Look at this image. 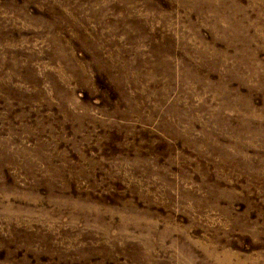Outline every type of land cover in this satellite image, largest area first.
I'll return each instance as SVG.
<instances>
[{
	"label": "rangeland",
	"instance_id": "1",
	"mask_svg": "<svg viewBox=\"0 0 264 264\" xmlns=\"http://www.w3.org/2000/svg\"><path fill=\"white\" fill-rule=\"evenodd\" d=\"M263 4L0 0V264H264Z\"/></svg>",
	"mask_w": 264,
	"mask_h": 264
},
{
	"label": "bare ground",
	"instance_id": "2",
	"mask_svg": "<svg viewBox=\"0 0 264 264\" xmlns=\"http://www.w3.org/2000/svg\"><path fill=\"white\" fill-rule=\"evenodd\" d=\"M255 1V0H253ZM259 2L261 3H264V0H258ZM262 5V4H261ZM264 5V4H263ZM256 7V6H254ZM261 8V7H259ZM215 12H219V15H220V20H224L225 23V28L223 29V32L227 29H230L231 28V24H232V17L233 15H236L237 13H240L241 15V18H244L245 16V13L244 11H242V9L240 8H233L232 10H229V11H222V10H217V9H214ZM259 13V12H258ZM257 15V14H256ZM257 18V17H256ZM259 18H262L264 19V6H263V9L262 11H260L259 13ZM244 20V19H243ZM243 28V26L241 25L240 23V20H239V23H236V25L234 26V30H233V33L228 35V36H224L225 38H232V37H236V36H239L240 35V31L241 29ZM231 31V30H230ZM261 32V31H260Z\"/></svg>",
	"mask_w": 264,
	"mask_h": 264
}]
</instances>
